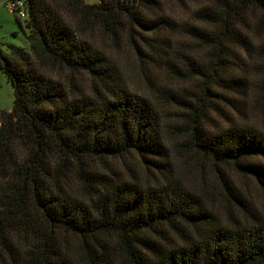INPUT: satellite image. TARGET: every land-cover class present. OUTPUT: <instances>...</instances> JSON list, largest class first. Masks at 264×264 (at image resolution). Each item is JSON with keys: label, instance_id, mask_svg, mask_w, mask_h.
<instances>
[{"label": "trees", "instance_id": "obj_1", "mask_svg": "<svg viewBox=\"0 0 264 264\" xmlns=\"http://www.w3.org/2000/svg\"><path fill=\"white\" fill-rule=\"evenodd\" d=\"M26 1L24 23L13 12L29 50L10 44L0 63L15 93L0 109V264H264V208L234 179L252 178L264 204V125L251 117L264 88L249 99L231 66L241 49L264 72V0H208L190 22L164 0ZM123 43L193 88L147 75L136 89ZM224 104L230 124L213 126ZM172 145L199 160L197 183L175 171Z\"/></svg>", "mask_w": 264, "mask_h": 264}, {"label": "rangeland", "instance_id": "obj_2", "mask_svg": "<svg viewBox=\"0 0 264 264\" xmlns=\"http://www.w3.org/2000/svg\"><path fill=\"white\" fill-rule=\"evenodd\" d=\"M86 1L88 3H95L99 2L100 0ZM7 2H9V0H0V63L3 61L4 55H7L9 53L10 44L18 45L29 50V41L26 37V34L21 28L17 20L16 14L7 5ZM206 3H208V0H184L182 2H179L177 0H164L163 6L164 12L171 14L180 22H190L191 17L193 16V11L199 7H202ZM17 15L19 14L17 13ZM261 16L262 15L260 13H257L249 15L248 18H250L249 21L253 25V23L258 24ZM22 22H25V18H22ZM254 28L257 30L256 26ZM97 36L99 37V35ZM255 36H257V33ZM99 38V41L103 40L101 39V36ZM257 41L263 43L264 33L261 37L258 38ZM115 48H117L116 54L118 61L126 69L127 73L133 78L132 83L135 84L136 89L138 88L142 90L144 88L145 82L147 81V75L151 77V80L154 83L157 82V85L172 83L171 75L167 73V69L165 68V60H160L161 57H159L158 55H156V60L158 61V63L157 66L154 67L146 61H141L140 58L136 55V52L126 43H123ZM186 49L187 52L191 51L197 63L205 64V62L209 60L206 52L204 51V48L198 47L197 43L193 44L188 41L186 43ZM154 55L155 53H152L151 56L154 57ZM232 60L233 63L231 66L233 68H236L239 65L243 66V68L245 69V73L249 78L248 98L251 99L257 97L256 92H262L264 88V72L257 68V66L261 62H263V60L256 58L255 55L245 53L241 49H239V52L237 53V55H235ZM148 61L152 60L148 58ZM150 67L151 69H153V71L150 70ZM56 76L61 79L63 78V75L61 74H56ZM172 84L175 88L182 89V91H179V93L181 94L184 92L183 88L186 89V87H189L190 89H192L194 86L191 81H186L184 82V84H180L178 82L177 85H174V83ZM14 99V86L8 78L7 74L3 71L0 66V109L11 111L14 104ZM223 106L227 112V116L222 114L221 112H213L211 115L212 119L210 121L213 126H216L217 124H230L228 117L233 116L231 108L227 104H224ZM180 111L181 110H179L175 106H172V108L169 107V116L172 117ZM255 112V114L251 115L252 121L257 122L258 125H264V113H261L259 111ZM172 123L173 122L170 120L169 125L171 127ZM167 135H169L168 132ZM168 137H170L172 142L174 139H177V136H175V134L173 133H171V135ZM171 150L173 154L172 160L175 171L182 173V175L185 176L190 182L197 183L196 175L197 165L200 163L199 160L195 161V159H193V161H191L190 158H187L185 160L182 156L177 153V150L174 148L173 145L171 147ZM115 164L116 167L119 169H122L125 165L122 161H117L115 162ZM205 166L206 174L208 176V179L210 180V184L208 186L210 187V189H212L213 184L215 183V178L210 164L205 163ZM234 179H236V181L241 184V186L245 189V192L247 193L248 197L253 200L255 204L264 208V204L261 205V200L263 198L262 191L257 188L252 178H243L240 175H235ZM219 205H221V203Z\"/></svg>", "mask_w": 264, "mask_h": 264}, {"label": "built area", "instance_id": "obj_3", "mask_svg": "<svg viewBox=\"0 0 264 264\" xmlns=\"http://www.w3.org/2000/svg\"><path fill=\"white\" fill-rule=\"evenodd\" d=\"M7 5L16 13H18L21 18L28 17V7L26 0H9Z\"/></svg>", "mask_w": 264, "mask_h": 264}]
</instances>
